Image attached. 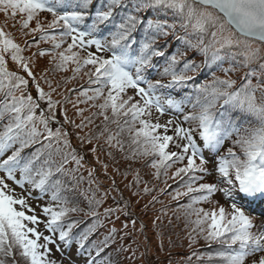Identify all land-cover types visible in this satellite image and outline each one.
Listing matches in <instances>:
<instances>
[{
  "label": "snow or ice",
  "instance_id": "1",
  "mask_svg": "<svg viewBox=\"0 0 264 264\" xmlns=\"http://www.w3.org/2000/svg\"><path fill=\"white\" fill-rule=\"evenodd\" d=\"M0 12L12 18L17 15L22 17L19 21L22 34L33 37L31 42L25 41L26 47H31L32 43L39 44L41 40L51 41L52 49H41L39 54L43 56L50 52L58 70L64 69L69 61L75 65L74 72L91 65L85 75L89 77V83L96 87L82 90L79 95L88 101L103 100L98 105H92L100 110L93 115L103 117V128L95 138L107 133L108 146L123 151L125 141L122 135L127 132L131 145L135 146L133 155L139 151L146 157L151 156V167L156 169L157 176L162 169L182 163L183 166L176 168L173 177H187V191H178L176 197L196 193L185 206L190 210L188 215L195 212L198 217L190 221L197 226L192 231L196 232L198 228L203 239L222 246V250L215 254L221 264H244L249 255L264 251V224L253 232L252 219L237 203L239 198L264 196V83H260L264 78V0H0ZM43 12L50 13L52 17L46 25L39 19V14ZM149 12L155 13L157 18L148 16ZM169 14L171 22L158 18ZM33 20L36 21L35 27H30ZM177 28L184 30V35L177 39L187 49L201 53L205 57V65L222 63L227 58L249 68L242 77L243 82L236 86L235 80L221 79L213 73L210 81L194 83L201 65L185 59L184 52L166 55L164 46L158 43L160 37L174 36ZM57 29L58 36L50 33V30L55 32ZM37 33L39 39H36ZM69 37L71 43L67 44V48L57 51ZM92 46L97 52H111V55L104 57L88 52L81 57L79 52L73 51ZM23 50L11 34L0 27V157L18 145L11 155L0 159V172L5 173L4 177H0V256L13 257L14 250H18L27 264H56L48 259L51 251L48 245L54 243L53 237L58 233L59 241L67 246L75 241L77 251L87 256L85 264H111L108 257L104 260L98 258L115 236V227L110 228L108 235L99 242L103 247L96 242L86 247V242L98 227L103 226L105 219L117 212L128 215L127 202L122 208L107 207L101 213L98 209L104 203L107 192L97 198L90 188L91 196L85 197L87 210L61 195L62 191L69 189L63 179L53 178H74L84 159L72 147L71 133L64 125L71 124L74 128L83 129L86 127L85 121L91 124L92 119L85 117L79 124L69 120L63 107V103L69 102L67 97L63 98V102L53 100L51 92L55 89H51V82H48L51 91L47 93L40 87L29 67V59L21 55ZM7 57L31 78L36 89L35 98L30 92L24 94L28 91L29 79L8 70ZM154 58L164 59L162 68L154 62ZM181 64L182 67H178ZM253 64L258 65L259 71L250 67ZM234 70L232 67L222 69L225 74ZM149 73L168 79H152ZM252 77H256L257 83L252 82ZM188 87L190 91L182 101L173 99V92ZM128 89L134 90L139 99L133 96L125 99ZM18 91L20 95L16 94ZM89 91L91 95H88ZM257 91L261 93L259 101ZM82 102L85 101H76ZM184 104L190 105L194 111L184 113L183 121L196 122V129L183 128L173 120L161 125L143 118L150 117L153 108L161 115L167 109L183 113ZM218 104L221 109L229 108L240 113L243 120L254 119V126L234 121L231 117L224 120L223 112L217 118ZM58 111L63 123L58 119ZM83 111L78 108L77 115H82ZM5 118L7 123H3ZM50 123L58 125L55 131L49 127ZM174 123L175 137L166 134ZM109 124L117 126L115 133L108 127ZM161 127L164 128V135L157 133ZM194 131L199 132L203 148L194 139ZM233 134L236 135L233 146L239 147L240 154L230 147L225 153L215 156L224 140ZM76 138L81 144L85 141L90 143L93 139L91 135L81 136L79 133H76ZM177 138L183 141L176 144L180 150L169 151L170 142ZM36 144H40V147L29 155L22 154ZM205 149L215 156L217 182L197 184L203 179L197 173L209 174L205 166L208 162ZM90 151L95 153L96 148ZM185 160L187 162L183 164ZM70 162L75 164L74 168L66 167ZM104 167L106 169L107 165ZM17 171L19 178L15 175ZM94 171L89 170L90 184ZM6 179L21 188L25 184L30 185L33 191L39 193L37 198L52 190L51 199L57 202L56 205L41 207L47 217L44 226L52 235H42L37 231L35 225L40 223L39 218L35 214H27L33 209L23 196L14 194ZM148 191L145 187L144 192ZM216 192L232 201L231 212L226 213L222 206L218 213L213 210L205 235V229L201 226L204 220L199 217L203 213L206 220L209 214L193 206L209 200ZM79 212L91 216L93 222L77 236L73 235V229L78 222L69 220V215ZM41 238L43 243H40ZM189 240L190 246L195 243L191 233ZM0 264H4L3 259H0ZM12 264H16L15 259ZM252 264H264V256Z\"/></svg>",
  "mask_w": 264,
  "mask_h": 264
},
{
  "label": "rangeland",
  "instance_id": "2",
  "mask_svg": "<svg viewBox=\"0 0 264 264\" xmlns=\"http://www.w3.org/2000/svg\"><path fill=\"white\" fill-rule=\"evenodd\" d=\"M21 18L20 15L12 18L10 15L6 16L5 13L0 12V27L6 32H9L15 42L17 40L18 44L24 49L21 55L26 59H29V67L40 87L46 93L51 91V89H55V91L51 92L53 100H57L58 98V101L63 102V98L67 97L69 102L63 103V107L66 110L69 120L79 124L84 118L83 114H88L92 111V108L88 107L87 103L91 101L85 100L84 97L79 95L80 91L86 90L83 89L82 86V74L84 71H88V69L91 68V65L84 66L79 72H74L73 69L75 68V65L69 61L64 69L50 71L52 63L55 64L52 59H48L50 57V52H46L45 55L41 56L39 50L50 48L52 46L51 41L41 40L39 44L32 43L31 47H26L25 41L28 40L31 42L33 37L31 35L24 36L22 34L19 23ZM39 19L42 24L46 25L52 17L49 13L43 12L39 14ZM35 22V20L30 22V27H35ZM36 39H39V33L36 34ZM68 43H71L70 37L65 40L61 45V48L57 51L67 48ZM89 48L91 49L92 47ZM73 51L79 52L81 57L86 56V54L82 53V50L79 48L73 49ZM6 59L9 71H15L19 75L29 79L28 91L24 94L27 95L30 92L35 98L36 89L31 78H29L27 73H25L18 65L11 61L10 57H7ZM50 61L52 62L51 65ZM48 82H51V89ZM91 94L92 93L89 91L88 95ZM128 96H133L135 99H139V97L135 96V92L132 89L127 90L124 98L127 99ZM78 99L85 102L76 103ZM74 104L75 107L73 106ZM59 107L60 106L58 105V109ZM78 108L84 109L82 115H77ZM185 108H187L186 105H183V111H185ZM188 111L189 110L179 114V112L167 109L161 115L155 110V108H153L151 110V116H145L143 118L150 119L153 123H159L161 125H165L169 120H173L176 123H180L183 128H189L193 127L192 124L194 122H184L183 114L190 113L194 110ZM57 116L61 123H63V117L59 115V111L57 112ZM54 125L57 126L56 123H54ZM171 126L175 127V123ZM64 127L71 133L70 140L72 144L79 147H82L83 145L86 148L82 151L88 154L86 162H82V171L85 170L88 172L90 169H95L94 173L98 176L96 181L91 178L90 184V178L85 177V173L82 174V177L88 184L87 196H91L89 188L94 192L96 191L97 198H99L104 192L108 193L104 203L100 206L98 211L103 213L104 208L107 207L115 208L119 206L122 208L125 202H127L128 215L117 212L113 218L110 217L103 221L102 227L104 230H109L112 227L117 229V232L113 237L116 242L119 237L123 238L121 239L123 254H120L119 259L116 260V262H113L114 264H216L213 258L210 259L211 255L206 254L202 247L197 244V241L190 246L189 233L181 230V226L176 217V214H178L183 222L184 213L190 212L185 205L176 204V202H174V199H176V193L178 191H185V185L188 180L187 177H184L182 185L179 181L172 183L175 180L173 173L182 163H176L166 170L163 169L165 172L164 175L159 174V176H157L156 169L151 167L152 157H146L139 154L138 151L137 156L139 157V161L134 160L129 171L126 169L122 170V161L116 157V160L113 159L110 151L105 152L101 150L99 142L91 140L90 143L85 141V143L81 144L76 138V133H79L81 136L86 135L88 131L86 128L88 127L87 123L86 127L83 129L74 128L71 124H65ZM157 133L164 135V128L161 127L158 129ZM196 133H198V131H194L193 135ZM166 134L175 137L173 129L168 128ZM105 138L102 144L103 146L106 142ZM178 143H183V141H180L178 138L174 139L173 142H170L168 150L175 149L176 151H179L180 149L176 147V144ZM93 147L96 148L95 153L90 151ZM0 159H3V157H0ZM184 162L186 163L187 161L185 160ZM197 163H199L198 158ZM104 165H107L106 169ZM205 166L207 167V165ZM214 168L215 167H207L209 171L208 175L197 173V175L203 176V179L198 182L211 183L213 181L212 178L215 179L214 176H216ZM15 175L19 178V173L16 172ZM4 176L5 173L0 172V177ZM137 178L139 179L138 183ZM5 182L8 184L9 188L14 189V194L17 196H23L26 199L27 204L33 209L32 212H27V209H25L27 214H35L39 218L40 223L35 225L37 231L42 233V235H52L44 226V221H46L47 217L42 213L41 207L47 204L55 206L57 202L49 199L47 195L37 198L39 193L33 191L30 185L25 184L24 187L21 188L12 180L6 179ZM113 182H115V186H113ZM167 182L169 183V186L166 187L165 184ZM99 187H101V189ZM145 187L150 191L147 193L144 192ZM29 192H31V195H29ZM78 192L79 193H76L74 196H71V199L80 200L82 202L80 187ZM121 196L123 198L121 203L114 200V197L119 198ZM153 197H155V200ZM225 200L226 199H224L222 193L216 192L209 198V200L200 202L199 205L195 204L193 207L195 209L198 207L204 209L209 214L211 222V214L213 210L218 213L219 208L222 206L226 213L231 212V205L225 202ZM175 205L178 206L175 207ZM174 209L176 211H174ZM80 214H82V212L70 213V219H73L76 215ZM117 216L119 219H116ZM188 216L193 221L198 218L195 212H191ZM199 218L203 220L201 215ZM92 222L93 219L89 223L92 224ZM261 223L263 224V221H260V224ZM125 224H127V227H124ZM29 226L31 227L33 225L29 224ZM201 226L205 229V232H207V226H205L204 223ZM185 233L188 234L185 235ZM116 236H118V238ZM184 236L185 240H183ZM192 236L195 237L196 240L197 235ZM197 238L199 237L197 236ZM53 239L54 243L48 245L51 249L48 256L49 260L55 261L56 264H85L86 259L83 256L81 257L80 254L75 253L74 250L64 249V247H61V249L59 247V250L57 249V245L59 244L58 233ZM40 243H43L42 238ZM15 251L16 250H14V252ZM260 256H264V251L255 255V259H246L244 264H252V262L258 260ZM0 259L4 260V264H12L13 259H15L16 264H25L24 258L20 256L19 251L16 255L14 253L13 257L0 256ZM105 264H107V262H105Z\"/></svg>",
  "mask_w": 264,
  "mask_h": 264
},
{
  "label": "trees",
  "instance_id": "3",
  "mask_svg": "<svg viewBox=\"0 0 264 264\" xmlns=\"http://www.w3.org/2000/svg\"><path fill=\"white\" fill-rule=\"evenodd\" d=\"M50 14V13H49ZM51 15V14H50ZM148 16H151L152 18H157L155 13L149 12ZM161 20L164 19H169V22H171L170 19V14L169 16H164V15H160L158 17ZM51 34H55V35H59V30L57 29L55 32H51ZM184 35V30L183 29H179L177 28V31L175 33V35H169L168 37H160L158 43L160 45L164 46V50L166 51V55H171V53L173 52H184L185 55V59L187 60H191L194 61L196 64L201 65V69L199 71V73L196 76V79L194 81V83H201L204 81H210L212 79V74L215 73V76L221 78V79H225V78H231L233 80L236 81V86H239L243 81H242V77L245 75L246 72H248L250 69L240 66L238 64H236L234 61H231L230 59H225L222 63H217L215 65L213 64H208L205 65L204 64V60L205 57L199 53L198 51L194 50V49H187L186 46L183 44L182 41L178 40L177 37L183 36ZM192 39H195V37H191ZM207 40V38H206ZM165 41H167V45L165 44ZM16 43H18V41L16 40ZM170 45V47L168 46ZM48 48V47H47ZM52 46L50 48H48L49 50H51ZM62 50V49H61ZM88 52H92L95 53L96 55H100V56H104V57H108L111 55V52H105V51H101V52H97L95 47L92 46V48L90 49L89 47H87L86 49L82 50V53H85L87 55ZM49 60H51V54L50 57L48 58ZM154 62H156L158 64V66H160L161 68L164 65V59L162 58H154ZM51 61H50V65H51ZM55 63V62H54ZM49 65V64H48ZM178 67H182L181 65H178ZM228 67H232L235 70L228 72L227 74H225L224 71H222L223 68H228ZM251 68L256 69L257 71H259L258 69V65L253 64L250 66ZM53 70H57V68L55 67V64L52 63L51 67H50V71ZM87 71H84L82 74L83 77V89H90V88H94L96 87V85L90 84L89 83V77L87 75H85ZM150 78L152 79H157V78H161L158 77L157 75H155L154 73H149ZM189 75H192V73H189ZM161 79L163 80H167L168 77H162ZM252 82L255 84L257 83V79L256 77H252ZM260 83H264V78H262L260 80ZM190 91V87L185 88L183 91H175L172 93V97L173 99H175L176 101H182L184 96ZM17 95H20V92L18 91L16 93ZM26 94V93H25ZM256 96H257V100L259 101L261 99V93L259 91L256 92ZM84 99L86 100V98L84 97ZM58 100V98H57ZM103 100H96L95 102L91 101V102H87L88 103V107L92 108V111L88 114H83L84 118L85 117H90L92 119V123L91 124H87L88 127H86L88 129L87 133L88 135H91L93 137L92 141H97L99 142L100 148L101 150L107 152L110 151L111 152V156L113 159L116 160V158H119L120 161H122L123 163V167H121L122 170H127L129 171V168H131L134 160L135 161H139V157L136 155H133V147H135L134 145H131V141H130V137L129 134L127 132H125L122 135V139L125 141L124 146H123V151H121L119 148H110L108 146V144L105 142L104 146L102 145L104 142V138L107 136V133L104 136H99V138H95L96 135L102 130L103 128V117L100 115H93L94 113H98L100 110L97 107H93V103L95 104H100L102 103ZM186 105L187 108H185V111L187 110H193L191 108L190 105L188 104H184ZM183 111V112H185ZM188 111V112H189ZM223 112V119L227 120L229 117H231L232 120L234 121H240L242 124H247L248 126H254L255 121L254 119H250V120H243L242 119V115L234 110H231L229 108H224L221 109L220 105H217V118L219 117V113ZM39 114V110H37V115ZM179 114H182L179 112ZM109 115H111V112L109 110ZM3 123H7V119L5 118ZM87 123V121H86ZM193 129L197 128V123L194 122L192 124ZM49 127L55 131L56 128L58 127V125H54V123H50ZM108 127L112 130L113 133H115V131H117V126L115 124H109ZM137 127H139V124H137ZM170 129H173L174 131V126H169ZM0 130H2V125H0ZM106 139V138H105ZM194 139L196 140L197 144L201 146V148H203V141L200 139L199 137V132L194 134ZM236 139V135L233 134L230 138H227L224 140L223 144L221 145V147L219 148V151L215 153V156H219L223 153H225L227 151L228 148L232 147L233 151H235L237 154H240V149L238 146L234 147L233 146V141ZM115 143V141L113 142ZM15 147H18V145H15L12 149H9L8 151H6V153L3 156V159L6 158L8 155H11V152L14 150ZM40 147V144H36L30 148H27L24 150V153H22L23 155H29L31 152H33L35 150V148ZM72 147L76 149V152L78 155H83V160L82 162H86V157H87V153L86 152H82L84 149H86L83 145L82 147L80 146H76L74 144H72ZM170 151H176L175 149H171ZM204 155L207 162V167H215V156L212 155V153L205 149L204 150ZM116 157V158H115ZM180 163V162H178ZM183 164H186L185 162H183ZM174 165V164H173ZM183 166L182 164L180 165V167ZM67 168L71 169L75 167V164L73 162H70L68 165H66ZM18 172V171H17ZM215 172V171H214ZM19 173V172H18ZM85 173V177L89 178V171L86 172L85 170L82 171V167L74 174V178H70L68 176H63V177H54L53 179H63L64 184L66 186L67 189L66 191H62L61 195L64 197H67L70 199L71 202L78 204L80 207L84 208L85 210H87L88 207V202L86 200L85 197H87V187L88 184L86 183V181L84 180V178L82 180H80L79 178L82 177V174ZM164 170L162 169L160 171V175H164ZM197 175V174H196ZM211 177V176H210ZM214 178H212V182L211 183H216V176H214ZM94 181L97 180L98 176L95 175V173L93 172L92 177ZM184 179V178H183ZM183 179H181L180 177H175V180L172 182H177L179 181L180 184L182 185L183 183ZM197 184H199L200 182H196ZM166 187L169 186V183L167 182ZM82 186V187H81ZM221 187H223V185H220ZM79 187H80V193L82 194V202L80 200H76V199H71V196H74L76 193H79ZM101 189V187H99ZM90 189V188H89ZM187 189H185L186 192ZM92 194V191H90ZM96 192V191H95ZM51 193L52 190H49V192H47L46 194H48V196L51 199ZM192 195H196V193H192L190 195H181L179 197H176V199H174V202H176V204H180V205H188L191 201V197ZM120 196V195H119ZM223 196V194H222ZM224 197V196H223ZM225 199V198H224ZM114 200L117 202H122L123 198L121 197H114ZM225 202H227L228 204L231 205L232 201L231 200H225ZM238 206H241L245 212L246 215H248L252 221H253V232L258 231V228L260 225H262V223L260 224V221H263L264 224V214L263 217H261V215L259 213H254L255 212H260V211H264V196H257L255 199H243V198H239L238 201ZM254 205V209L251 211L248 206L250 205ZM199 205V203H198ZM178 205H175V207H177ZM197 209H202V208H197ZM204 210V209H203ZM174 211H176L174 209ZM205 211V210H204ZM206 212V211H205ZM116 215V214H114ZM114 215L112 216V218L114 217ZM200 215L202 216L203 220H204V225L207 226L208 228V224H210V219L209 216L208 218L205 220L203 217V213H200ZM183 222L182 219L180 218V216L178 214H176V217L178 219V222L181 226V230L182 231H186L188 233H191L192 235H197L199 238H197L196 236V240L195 243L197 241V244H199L200 247H202L203 251L208 254L211 255V259L213 258L215 260L216 264H221V261L219 260V258L216 257V252L219 250H222V246L215 242V241H206L205 239H203V237L199 234V230L197 229L196 233H193L191 230L196 227L193 223H191L190 221H193L187 213H184L183 215ZM71 216L69 215V220H76L77 226L73 229V235H79L81 232H83L86 228H88V226L90 225V221L93 219L91 216L85 215V212H82V214L80 215H76L75 218L70 219ZM261 219V220H260ZM191 229V230H190ZM109 230L108 229H103V227H98L96 229V231L89 237L88 241L86 242V247L91 245L93 242H96L97 244H99L100 247H103L102 244H100L99 242L102 241L104 239L105 236L108 235ZM188 233H185L188 234ZM204 234L206 235L207 232H204ZM118 238V236H116ZM123 238L119 237L118 241L116 242L113 238L112 240L109 242V246L107 248L104 249V251L101 253L100 257L98 259L100 260H104L105 257H108L111 261V264H114L113 262L119 259L120 254H123V247H122V240ZM183 240H185V236L183 237ZM58 242L60 244L59 247L61 249V247L64 249H68V250H74L75 253L80 254L81 257L83 256L85 259H87L86 254H82L80 252L77 251V245L75 243V241H73L71 243L70 246H67L65 244H63L62 242L59 241ZM18 252V250H16L14 253L16 255V253ZM262 252V251H261ZM261 252H256L253 253L251 255H249L248 257L245 258L246 259H253L255 257V255L260 254ZM93 255H95V251L93 250ZM21 256V255H20ZM22 257V256H21ZM23 258V257H22ZM255 259V258H254ZM25 261V259H24ZM27 262L25 261V264Z\"/></svg>",
  "mask_w": 264,
  "mask_h": 264
}]
</instances>
